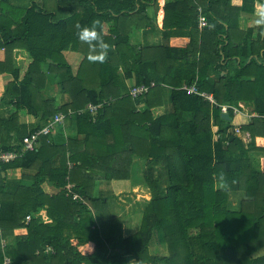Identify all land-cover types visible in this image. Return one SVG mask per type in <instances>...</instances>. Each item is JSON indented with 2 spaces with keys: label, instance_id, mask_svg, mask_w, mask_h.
Returning <instances> with one entry per match:
<instances>
[{
  "label": "trees",
  "instance_id": "16d2710c",
  "mask_svg": "<svg viewBox=\"0 0 264 264\" xmlns=\"http://www.w3.org/2000/svg\"><path fill=\"white\" fill-rule=\"evenodd\" d=\"M150 7L156 14L158 0H41L22 10L0 0V48L23 41L33 59L23 79L16 70L0 100V151L21 154L0 163V264L5 256L11 264H264V25L256 36L255 27L240 26L241 13L264 14V0L240 7L232 0H168L165 40L138 47L132 38L151 24ZM8 9L19 11L12 14L18 31ZM201 12L208 26L200 27ZM95 19L104 22L111 46L103 64L88 61V45L76 36L78 24ZM67 51L82 54L77 71ZM8 62H0V73ZM152 82L147 93L132 96L134 85ZM48 83L63 93L60 107L57 96L42 95ZM185 84L257 113L241 125L250 140L235 133L232 110L224 119L221 107L187 93ZM90 103L99 106L94 114L86 110ZM167 103L171 108L155 117ZM23 110L41 119L19 136ZM59 112L68 116L61 127L75 135L42 136L37 149L23 152L24 137ZM137 159L146 161L151 200L139 230L125 237L118 209L95 187L131 179ZM12 168L31 184L11 186ZM220 171L227 191L214 183ZM68 184L82 200L68 195ZM21 228L27 233L16 235Z\"/></svg>",
  "mask_w": 264,
  "mask_h": 264
},
{
  "label": "crops",
  "instance_id": "0c3cea01",
  "mask_svg": "<svg viewBox=\"0 0 264 264\" xmlns=\"http://www.w3.org/2000/svg\"><path fill=\"white\" fill-rule=\"evenodd\" d=\"M9 4L14 7H21L20 10L22 9H27L34 2H40L41 0H8ZM168 0H158L159 3V9L158 12L155 14L154 13V8L150 7L148 9V14L150 17H153V20L151 24L145 26V28H141L137 30V33L135 36L132 38V43L139 45L138 47H142L145 45L149 44H161L165 39V36L163 35L164 31V16H165V5ZM232 5L234 6H242L243 5V0H232ZM9 10V9H8ZM13 13H19V11H13V9H10L7 14H11V17L9 19L10 23L12 24L11 29L13 31H18L19 29L17 28L16 24H13V19L12 14ZM1 14V12H0ZM155 17V18H154ZM260 18L259 14L251 15L248 13H241L240 16V26L242 29L247 30L249 26L255 27V36L257 34V30L260 25L256 23V20ZM167 29V28H166ZM169 31H174V29H170ZM263 36H264V30H263ZM65 57L67 60L73 65L74 70L78 69V66L82 60V56L79 54L77 51H67L64 53ZM77 57H74L76 56ZM9 61L8 63L10 64L9 70L6 72L0 73V100L2 96L4 95L9 83H11L15 79V72L20 69L19 71V77L20 80L24 78L26 73L28 72V69L30 67V64L33 63V59L30 57L28 50L26 49V43L23 41H18V42H13L12 40L10 41V45H3L0 48V62H5ZM49 64H51L50 61L47 63L43 64V69L45 72L48 71L49 69ZM232 66H236V63L233 62ZM76 71V70H75ZM128 83L133 85L135 83V78H131L128 80ZM49 86H52L53 84L48 83ZM167 86V85H165ZM168 87V86H167ZM49 89H52L54 92L58 90V87L54 84L53 87H49ZM60 95H57L59 97ZM171 108V105L167 103L165 106H160L156 107L154 109V116L158 117L164 114L167 110ZM5 110L2 105L0 104V115L4 113ZM5 114V113H4ZM24 118L26 120V125H28V132L32 131V129L35 128L36 123L39 121L37 118H32L30 119L28 113L25 111V114L22 113L20 115V118ZM240 119V118H238ZM242 120V119H240ZM20 121V120H19ZM244 121V120H242ZM62 128V129H61ZM57 131L53 133V136L55 139L60 138V134L64 133L65 135H75V132L73 129H66V127H61ZM27 132V133H28ZM2 141L0 142V144ZM145 162V163H144ZM1 165V164H0ZM141 168V170L138 168V166ZM143 167V168H142ZM146 168V161L143 159H137L133 165V171H132V177L129 180H113V181H108V180H99L96 184L95 187V194H101L102 196L106 197L109 199V203H120V194L124 190H127V188H132L135 190V188L140 187L141 185L144 186L145 188H149L148 185L145 183L143 178V172ZM6 174L8 175V180L11 183V186H13L14 183H20V184H27L30 185L31 181L29 180H21L23 176V172L21 168H12L9 169ZM4 176V174H3ZM144 181V182H143ZM44 190L49 193V194H55L56 191L51 188V186L48 183L43 184ZM150 189V188H149ZM151 192V190H150ZM150 195V194H149ZM147 195V196H149ZM149 200H151V195L147 197ZM235 206L238 203H233ZM114 210V208H113ZM114 212V211H113ZM117 212V211H116ZM124 213V212H123ZM125 214V213H124ZM138 213H136L137 215ZM118 215L121 216L122 213H119ZM134 215V214H133ZM141 215V220H142ZM122 217V216H121ZM123 218V217H122ZM132 218V216H127V222ZM124 219V218H123ZM141 220L140 222L136 225L138 226L134 231L132 232H126L124 233L125 237H128L132 234H134L136 231L139 230L140 225H141ZM138 222V221H136ZM131 230V229H130ZM1 233V232H0ZM27 230L25 228L17 229L15 234L16 235H22L26 234Z\"/></svg>",
  "mask_w": 264,
  "mask_h": 264
},
{
  "label": "built area",
  "instance_id": "2783aa9c",
  "mask_svg": "<svg viewBox=\"0 0 264 264\" xmlns=\"http://www.w3.org/2000/svg\"><path fill=\"white\" fill-rule=\"evenodd\" d=\"M199 24L200 27L208 26L207 18L202 14V12L200 13L199 16ZM155 86L156 84L154 82H152L150 86L134 85L131 94L133 97H138L140 95L147 93L151 87L153 88ZM182 89H184L189 94H198L206 97L207 100H209V102L212 105L221 107L222 114L229 115L230 113L229 111L232 110V112L235 115V118H240V119L244 118L243 120L245 121H243V124L248 123L253 117L258 116L257 113L252 111L243 102H240L236 106L228 105V104H219V102L216 100L215 96L212 93L200 90L197 84H191V85L185 84L182 86ZM98 108H99L98 105L90 103L87 106L86 110L94 114L98 111ZM67 118L68 116L66 114H64L63 112H59L53 118H51L46 124V126H44L42 129L26 135L23 139L24 147L22 151L26 152L37 149L41 137L52 134L57 130L58 127L65 125ZM234 131L238 136H241L244 139V141L250 140V134L248 132H243L241 129V125H234ZM218 137L220 136H217V138ZM19 157H21V154L17 151H6V152L0 151L1 164L10 163ZM71 167H73V164H71ZM67 189H68V195L72 196L74 200H80V199L82 200V197L78 193L73 192V187L71 184L67 185ZM5 245L6 243L3 242V246ZM51 250H52L51 247L47 248V252H50ZM11 263H12L11 258L9 256H5V261L3 264H11Z\"/></svg>",
  "mask_w": 264,
  "mask_h": 264
},
{
  "label": "rangeland",
  "instance_id": "374dc122",
  "mask_svg": "<svg viewBox=\"0 0 264 264\" xmlns=\"http://www.w3.org/2000/svg\"><path fill=\"white\" fill-rule=\"evenodd\" d=\"M79 54L82 56L81 53H79ZM74 57H77V55L74 56ZM75 70L77 71V69H75ZM41 93H42V95L45 96L46 99H50V97H52V95H54V96L60 95L59 97H57V101L55 102V105L57 107H60L63 104V101H62V97H63L62 94L63 93L60 92L59 89L54 92L52 89H49V88L46 89V87H45L44 89H42V92ZM10 110H14V108L11 107ZM25 111L26 110L21 111L20 112V115L22 113L25 114ZM28 115L30 116L29 117L30 119L36 118V116L33 115V114H31V113H28ZM38 118L41 119V117H38ZM242 120H240L238 118H234L233 121H232V124H235V125H243V121ZM25 123H26V120L21 117L20 118V121H19V125H20L19 136H21V134H26L28 132V125H26ZM58 129H59V127L57 128V130ZM137 166L141 170V168L139 167V165H137ZM149 194L151 195L150 189L149 188H145L142 185L140 187L135 188V190H133L130 187V188H127V190H124L123 192H121V194H120V196H121L120 197L121 198L120 199V203H111L112 208H116V209H118L119 213H122L121 216L124 218L123 219V233H126L127 231L128 232H132V231H134L138 227L136 225L141 220L142 211H143L145 205L150 201L147 198V197L150 196ZM147 195H149V196H147ZM136 213H138V214L136 215ZM127 216H132V218L128 221V223H127V220H128L127 219ZM136 221H138V222H136ZM153 251L154 252H160L161 251V248L160 247H158L157 249L154 248Z\"/></svg>",
  "mask_w": 264,
  "mask_h": 264
},
{
  "label": "clouds",
  "instance_id": "9594fccd",
  "mask_svg": "<svg viewBox=\"0 0 264 264\" xmlns=\"http://www.w3.org/2000/svg\"><path fill=\"white\" fill-rule=\"evenodd\" d=\"M258 25H264V14L260 15V18L256 20ZM78 31L76 36L82 44L88 45L87 59L91 63H106L108 61V54L111 50V46L105 41L104 22L95 19L91 22L90 26H76ZM214 183L220 189L227 191L230 185L227 180L226 173L220 171L213 176ZM235 183V181H233ZM129 264H136L135 261H130Z\"/></svg>",
  "mask_w": 264,
  "mask_h": 264
},
{
  "label": "water",
  "instance_id": "95a60500",
  "mask_svg": "<svg viewBox=\"0 0 264 264\" xmlns=\"http://www.w3.org/2000/svg\"><path fill=\"white\" fill-rule=\"evenodd\" d=\"M222 117H223L224 119H227V120H230V119H231L230 116H229L228 114H223ZM4 175H5V174H4Z\"/></svg>",
  "mask_w": 264,
  "mask_h": 264
}]
</instances>
